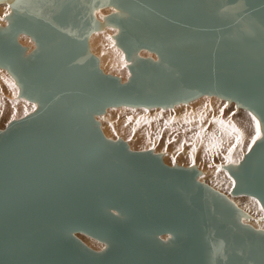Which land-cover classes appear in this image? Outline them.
I'll return each mask as SVG.
<instances>
[{
  "label": "water",
  "instance_id": "95a60500",
  "mask_svg": "<svg viewBox=\"0 0 264 264\" xmlns=\"http://www.w3.org/2000/svg\"><path fill=\"white\" fill-rule=\"evenodd\" d=\"M0 67L36 108L0 130V264H264V231L151 150L106 138L108 107H171L215 95L260 123L231 195L264 209V0H0ZM116 27L126 82L103 73L88 36ZM127 12L126 16L124 12ZM36 47L25 55L17 40ZM76 233L105 243L96 251ZM168 235L164 240L161 236Z\"/></svg>",
  "mask_w": 264,
  "mask_h": 264
},
{
  "label": "bare ground",
  "instance_id": "6f19581e",
  "mask_svg": "<svg viewBox=\"0 0 264 264\" xmlns=\"http://www.w3.org/2000/svg\"><path fill=\"white\" fill-rule=\"evenodd\" d=\"M113 11H115V8L112 6H103L97 10H94L93 14H95V17L103 23V27H102V29L92 31L89 34L88 45L90 46L91 49L90 48L89 49L92 50L93 54L97 55L98 66L102 70V72L106 73V74H108V73L109 74H116V75L118 74L117 76H120L119 79L123 83L124 81L126 82L128 80V77L130 76V71H128L129 64L131 63V61L136 56H139V55H137L139 53L134 54V56H132L131 60L128 61L125 58L123 51L116 44L115 38L113 36H111L113 34L111 32V30L114 29V27L105 24L103 22V19L108 13H111ZM9 13H11V7L5 2H0V26H5L7 24L6 19L2 20V15L4 14L6 16ZM124 13H126L125 14L126 16L128 15V13L126 11ZM5 16H3V17H5ZM116 30H118V29H116ZM115 35H116V33H115ZM28 36L26 34L22 33V34H19L17 37L18 42L23 47L27 48V52H25V55H28L30 53V51L36 47L35 41H33V39H31ZM144 51H148V50H144V49L140 50V53L144 52ZM149 52L147 54H149ZM146 57H150L154 61L158 60V56L155 52L150 53ZM5 69L6 68L0 67V95H2L4 92L3 83L7 82V84H5L7 91H5V92H6V94H8L12 91V86L14 85V80H15L13 78V76L8 71H6L7 69L6 70ZM4 80H5V82H4ZM16 87H17V91H19V87L18 86H16ZM18 96L20 97V99L18 100V106L24 105L26 99L24 97H21L19 94H18ZM203 96L206 97V95H201V96L196 97V98H194L188 102H184V104L188 105L191 108V110H193L190 112L188 117L185 119V122H183L184 117H185L183 112H181V114L170 112L171 114H169V123H170L169 126L171 127V130L173 131V132H171L170 136L162 134V132L158 128H155L154 122L156 120H158L160 118L161 119L164 118L163 115H165L167 117V114L165 112H164L165 114L162 113L163 115L160 114L166 108L165 107H157V106H155V108L149 107V109L147 108V111H146V109L143 110L145 107L144 108L143 107H136V109H141L142 112H140L138 115H136V114L133 116L129 115L127 117V121H133L134 122L133 126H132V124L129 123L132 126L131 135L132 136L134 135V137L126 138L124 136L123 132H120V133L118 132L117 136L119 138L121 137L120 139H122L124 141H128L126 143H127L129 148L133 147L134 145H137L136 140L139 139L141 145L144 144L143 149L144 148L147 149L146 147H148V144H150L149 143L150 138L151 139L157 138L159 141H161V139H164V140H162L163 142L161 141L162 143L160 142V148L157 150V152L161 155V159L163 162H166L169 158L175 159L178 163H182V160L184 161L186 158L191 159L193 161V163L191 161H189V163L194 164L196 169L199 171V174L197 175V180L199 181V180H203L205 178L206 179L208 178L210 180L212 178L211 175L216 174L215 178H216L217 182H219L220 184L217 185L214 182L213 185L219 189V187H221L223 184L222 182H224L221 180L222 178H219V176L220 177L222 176L219 174L229 173V171H228L229 168H231V169L235 168L239 164L240 158H242L240 156V152L246 147L245 145H246V141L248 140V135L250 133V129H249V127L242 126L240 124L239 119L233 117L232 114L223 113L221 111H219L217 113L219 106H216V104H217L216 101L220 100L219 97H217V99H218L217 100L216 98H212L214 95L213 96L211 95L212 96L211 99L207 98V100H203V102H200V104L198 103L199 105L197 107H195L197 105V104L195 105L196 101L198 102L199 99ZM208 96L209 95H207V97ZM232 102L233 101H231V103ZM31 103L34 104V102H31ZM182 105L183 104H181L180 106H182ZM173 107H176V104H175V106L167 107V109H169V108L172 109ZM236 107H238V106H236ZM114 108H116V109L117 108L127 109V108H130V106H115ZM132 108H134V107H132ZM151 108H152V111L149 112L151 110ZM153 112L156 115L160 114L159 118H158V116L156 117V115L153 116ZM104 113H105V111H104ZM102 114H98V115L94 116V118L98 120L99 124H100V119L103 118ZM206 119L211 120V122L212 121L215 122V123H213L214 128L212 129V131L210 130L211 128H209L207 126V124L203 123ZM195 120L198 121V123L199 122L200 123L198 126V131L194 134V137L192 138L193 139L192 148L189 149L187 146L188 145L187 142H190V141H184V138H185L184 137V131H186L187 128L192 127V124ZM104 123H106V122H104ZM201 123H203V124H201ZM124 124L125 123H123L122 121H120L118 119L116 121L117 126H115L114 124H112V125L115 126L114 129L117 131L118 129H125L126 126H124ZM144 127L147 128V130H145ZM200 128H202L201 131H199ZM137 130H139L138 133L135 132ZM166 131L168 133L169 129H167ZM103 133L105 134V135L104 134L103 135L108 139H111V140L115 139L116 140V138H117V137H114L113 134H111L109 128L107 127V124H105V129H104ZM154 134L157 136L152 137V135H154ZM172 134H173V136L174 135L178 136L180 139L174 138L172 136ZM237 136H238V138L234 139V137H237ZM170 142H172V144H174V146L170 145L169 144ZM235 142H239V144L234 145ZM141 145H140V147H141ZM170 146H172V149L169 148ZM150 148L152 151V149H154L155 146H151ZM190 153L197 155L198 159L196 160V157L194 155H189ZM176 165H178V164H176ZM196 165L201 166V169H199ZM180 166H182V165H180ZM190 166H192V165H190ZM183 167H188V166H183ZM216 171H222V172H216ZM229 175H230V173H229ZM230 193H231V190H230ZM239 195H244V194H239ZM232 196H236V195H232ZM245 216L246 217H240V220L246 219V220H249V222L251 221L252 223H254V225L256 224L258 227L259 226L264 227V219L259 218V217H255V216L250 215L248 213H245ZM87 239H90V238L87 237Z\"/></svg>",
  "mask_w": 264,
  "mask_h": 264
},
{
  "label": "rangeland",
  "instance_id": "374dc122",
  "mask_svg": "<svg viewBox=\"0 0 264 264\" xmlns=\"http://www.w3.org/2000/svg\"><path fill=\"white\" fill-rule=\"evenodd\" d=\"M97 10V9H96ZM95 15V14H94ZM5 16L4 14L2 15V20H5ZM117 28L114 27V29L111 30V32L113 33L111 36H113L115 38V33L117 34L119 30H116ZM115 31V32H114ZM111 34V33H110ZM28 36V35H27ZM29 37V36H28ZM115 42H116V39H115ZM117 44V43H116ZM119 47V46H118ZM90 48V46H89ZM120 48V47H119ZM91 49V48H90ZM121 49V48H120ZM122 50V49H121ZM92 52V50H90ZM123 51V50H122ZM27 52V51H26ZM149 51H144V52H137L139 54V57H146L148 56L150 53H152L151 51L149 52V54H147ZM124 53V52H123ZM93 54V52H92ZM97 57L96 54H93ZM125 56V54H124ZM98 58V57H97ZM126 58V57H125ZM6 70V69H5ZM7 71V70H6ZM129 71V69H128ZM109 74V73H108ZM111 75H114V76H117L116 74H111ZM122 76V75H121ZM117 77H120V76H117ZM7 78V77H6ZM5 82V80H4ZM125 82V81H124ZM7 82L3 83V87H4V92L2 95H0V130L4 129L5 126L13 119H18L30 112H32L35 108H36V103H31V101L25 100V103L24 105L22 106H18V100L20 99V97L18 96L19 94V91H17V87L18 86L14 80V85L12 86V91L8 94H6L5 91L6 90V85ZM213 96V95H212ZM211 95H209L207 97L203 96L199 99V101L195 103V107H197L200 102H203V100H207V98L211 99L212 97ZM212 98H216L217 99V96H213ZM220 98V97H219ZM202 99V100H201ZM201 100V101H200ZM218 100V99H217ZM27 102V103H26ZM217 104L216 106H219L218 110H217V113L219 111L223 112V113H229V114H232L233 117L239 119L240 121V124L242 126H246V127H249L250 129V133L248 135V140L246 141V147L240 152V156L243 157L244 153H246L248 151V149L250 148V146L253 144V137L255 136L256 134V129H255V125H254V122L252 120V117L254 115H252V113H250L249 111H247L246 109H243L242 107H236L235 103L234 102H228L226 101L225 99H222L220 98V100L216 101ZM199 103V104H198ZM31 104V105H30ZM181 104H183L182 106H180ZM18 106V107H17ZM175 106V105H174ZM22 108V109H21ZM26 108V109H25ZM144 108V107H143ZM152 108H155V107H152ZM152 108L149 112L152 111ZM175 108V109H174ZM147 111V108H144L143 110ZM149 109V108H148ZM157 109V108H156ZM171 108L169 109H164L163 112H161L160 114H167V117L165 115L164 118H160L158 120H156L154 123H155V128H158L162 134L164 135H168L170 136L171 135V132H173L171 130V127L169 126V114H171L170 112H173V113H179L181 114V112L184 113V120L183 122H185V119L188 117V115L190 114L191 111V108L184 104V103H179V104H176V107H173L172 109L174 110H170ZM32 110V111H31ZM163 110V109H162ZM135 111V112H134ZM141 111V109H136V107L132 108H127V109H120V108H114V107H108L105 109V113L102 114L103 118L100 119V129L102 131V133L104 132V129H105V124H107V127L109 128L111 134H113L114 137H117V133L119 132H123L124 133V136L126 138H132L134 137V135L132 136L131 133H132V126L134 125V122L133 121H127V117L129 115H138ZM165 112V113H164ZM16 113V114H15ZM159 114V115H160ZM156 115L154 112H153V116ZM159 115H156V117L158 116L159 118ZM120 120L122 121L124 124L125 129H118L117 131L114 129L116 125V121L117 120ZM97 120V119H96ZM98 121V120H97ZM106 122V123H104ZM127 122V123H126ZM99 123V122H98ZM132 124V126L130 124ZM200 123V122H199ZM199 123L198 121H194L193 124H192V127H189L187 128L186 131H184V141H190V142H187L188 143V148L191 149L192 148V141H193V137H194V134L198 131V126H199ZM204 124H207V126L209 128H211L210 130L212 131V129L214 128V125L213 123H215L214 121L211 122V120H208L206 119L204 122ZM201 123V124H203ZM114 124V125H112ZM145 126V125H144ZM141 128V127H140ZM142 129V128H141ZM145 130H147V128L144 127ZM167 129H169V132L167 133ZM143 130V129H142ZM202 128H200L199 131H201ZM136 133L139 132V130L135 131ZM157 133V132H156ZM104 134V133H103ZM105 135V134H104ZM119 135V134H118ZM143 135V134H142ZM120 136V135H119ZM154 136H157V135H152V137ZM173 136V134H172ZM262 136V132L260 133V136L259 138ZM174 138L176 139H180L178 136L174 135L173 136ZM116 138V139H117ZM121 138V137H120ZM237 137H234V139H237ZM257 138V139H259ZM115 140V139H114ZM164 140V139H161V141ZM124 141V140H123ZM157 138H150L149 139V143L148 144V147H146L147 149H143V145H141L140 143V140H136V144L137 145H134L133 147L129 148L131 150H151V146H155L154 149H152V152L154 153H158L157 150L160 148V142ZM125 142H128V141H125ZM163 142V141H162ZM161 142V143H162ZM180 142V141H179ZM170 145L174 146V144H172V142L169 143ZM236 144H239V142H235L234 145ZM141 145V147H140ZM151 145V146H150ZM172 146H170L169 148L172 149ZM139 148V149H138ZM247 149V150H246ZM155 150V151H154ZM245 150V151H244ZM198 151V150H197ZM244 151V152H243ZM242 153V154H241ZM239 154V153H238ZM189 155H194L192 153H190ZM196 157V160L198 159V156L197 155H194ZM239 156V157H240ZM182 159V158H181ZM242 158H240L241 160ZM169 160V161H168ZM166 162H164L165 164L167 165H174V164H178V165H182V166H190V165H194V164H191L189 163V161H191L193 163V161L191 159H185L184 161L182 160V163H178L175 159H172V158H169ZM180 160V159H179ZM190 164V165H189ZM199 169H201V166H198L196 165ZM216 172H222V171H216ZM224 172V171H223ZM215 175L216 174H212L211 175V179L209 180L208 178L206 179H203V180H199L200 182H203V183H206L208 184L209 186H211L213 189H215L216 191H218L219 193L221 194H224L227 196V198L232 202L234 203L236 206H238L239 208H241L245 213H248L250 215H253L255 217H259V218H262L264 219V209L262 208L260 202L252 197V196H249V195H236V196H232L231 193H230V190L234 184V181L232 179V177L229 175V173H226V174H219V175H222L221 177L219 176V178H222L221 180L224 181L222 182V186L219 187V189L217 187H215L213 184L215 182V184L219 185L220 183L217 182L216 178H215ZM228 175V176H227ZM214 180V181H213ZM222 188V189H221ZM241 222L243 223H246V224H249L251 226H253V228L255 229H261L264 231V227L262 226H257L256 224L254 225V223H252L251 221L249 222V220H246V219H241ZM255 226V227H254ZM76 237H78L83 243H85L87 246H89L90 248L96 250V251H101L104 247H105V243L104 242H101L97 239H94L88 235H85V234H82V233H76L75 234ZM90 238V239H87ZM162 239H166L168 237V235H163L161 236ZM91 240V241H90Z\"/></svg>",
  "mask_w": 264,
  "mask_h": 264
},
{
  "label": "snow or ice",
  "instance_id": "6c2138e0",
  "mask_svg": "<svg viewBox=\"0 0 264 264\" xmlns=\"http://www.w3.org/2000/svg\"><path fill=\"white\" fill-rule=\"evenodd\" d=\"M252 120H253V122H254L255 129H256V134H255V136L253 137V143H255V140H256L257 138H259V136H260L261 129H260V123L257 121V119H256L255 116L252 117Z\"/></svg>",
  "mask_w": 264,
  "mask_h": 264
}]
</instances>
